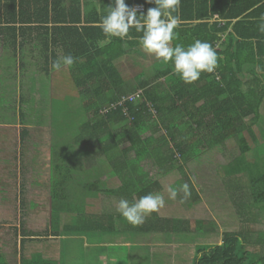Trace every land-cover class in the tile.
<instances>
[{
  "label": "trees",
  "instance_id": "16d2710c",
  "mask_svg": "<svg viewBox=\"0 0 264 264\" xmlns=\"http://www.w3.org/2000/svg\"><path fill=\"white\" fill-rule=\"evenodd\" d=\"M126 4L143 5L138 15L155 7L145 0ZM102 15L94 10L83 16L80 0H0L2 47L7 42L17 45L20 39L19 48L27 44L41 49L53 71H59L52 67L54 61L69 54L74 57L70 68H61H67L86 117L73 144H97L95 154L110 167L103 180L84 179L85 184H80L58 151L61 146L51 147L50 236L82 230L105 237L121 226L126 233L183 235L192 224L189 220L164 218L156 212L142 225L132 226L119 213L86 214L84 198L102 192L118 201L135 202L157 193L160 185L150 181L148 168L162 176L181 173L190 185L185 165L231 143L238 156L224 166V172L235 178L226 183L240 219L238 230L223 232L218 245L197 247L198 257L192 264H264V232L257 229L255 213L256 206L264 207V33L258 31L264 4L259 0H180L174 15L182 23L175 30L173 46L187 47L199 39L210 43L218 56L215 72L202 73L190 85L172 73L170 63L157 60L151 74L126 81L115 62L140 47V34L130 29L129 38L109 39L98 26ZM138 91L139 99L110 108ZM103 110L108 111L102 114ZM261 214L264 218V210ZM62 215L69 221L63 222ZM193 223L199 234L216 229L209 221ZM31 236L22 232L19 252ZM2 259L0 264H7ZM20 262L51 264L37 253L29 260L21 254Z\"/></svg>",
  "mask_w": 264,
  "mask_h": 264
},
{
  "label": "rangeland",
  "instance_id": "374dc122",
  "mask_svg": "<svg viewBox=\"0 0 264 264\" xmlns=\"http://www.w3.org/2000/svg\"><path fill=\"white\" fill-rule=\"evenodd\" d=\"M27 50L24 52L32 54L29 62L26 59L27 65H33L30 70L35 66L39 70V74L41 73L45 77L43 82L44 80L46 82H44L43 93L41 91V99H39V94V98H37L36 92L32 94L30 90L28 94L24 95L27 105L23 102L17 104L19 100L17 92L9 99V103L6 97L0 98V105L8 108L3 113L4 118L0 117V125L4 124L5 127L17 125L20 130L27 128L29 132L27 138L21 139L19 148H17L14 138L7 139V134H9L7 130L3 131V140L0 143L2 161L7 165H10L12 160L19 164V170L16 166L13 168L7 166L9 169L4 172L5 179L0 177V181L3 183L0 203L7 202L6 196L11 194L8 197L9 207L0 209V212H7L0 214V255L4 257L7 264H21V254L26 260H29L35 253L41 255L48 262L50 261L51 264H120L121 262L123 264H192V261L198 257L197 247L218 245L223 232L238 230L240 219L230 202L227 185L230 180L235 178L226 176L224 172V166L238 156L237 148L230 143L223 148L206 151L185 165L184 173L190 180V185H188L191 196L183 199V202H181L183 192H180L176 199L172 200L169 199L167 191L169 186L179 188L182 184L187 183L183 174L174 172L161 181L163 186L161 195L165 198V206L157 213L164 218L191 221L192 224L183 235L126 233L125 227L121 226L118 231L105 237L101 232L85 233L82 230L71 234L76 236L73 238L67 236L70 233H64L63 236L67 238L65 240L54 239L50 236L49 219L52 204L50 203L49 170L51 147L56 144L61 146L58 151H62L66 165L80 184H85L86 180L84 179L94 181L99 178L101 180L110 167L102 156L95 154L98 149L97 144L81 146L73 144L79 124L86 119L80 108L78 91L69 86L68 79L66 81L60 79V85L56 86L54 75L51 76L50 73H44L41 70L43 67L47 68L44 61L46 54L38 49ZM121 65L122 63L119 62L118 66L124 77L126 76V72L123 71L125 65ZM143 72L147 76L151 73L149 68ZM124 78L126 81L132 80L131 77ZM15 85L16 83L13 88H7V90L15 91ZM20 85L22 86L23 83L20 82ZM38 89L36 86V90ZM18 91H22V87L18 88ZM23 91H27L25 86ZM34 103H37L38 109L33 111ZM17 105L20 106L19 113L23 112L25 115L23 118L15 116L14 112H18ZM260 141H262L261 138ZM251 146H253L252 143ZM12 169L18 170V174ZM148 171L154 179L161 176L160 173L151 171L149 168ZM13 174L19 176V178L15 176L16 183L14 185L17 187L18 183L20 184L19 192L14 187L7 186L14 184L11 180ZM100 187L102 188V184ZM107 187H111V185L107 184ZM99 193L98 196L96 195L97 198L92 197L91 194L87 200L86 197L84 198L86 214L101 215L106 212L117 214L118 200L112 195ZM195 196L198 197L196 201H194ZM93 199L97 204L94 208L90 205ZM255 208V213L258 214L257 224H260L257 229L264 232V218L261 217L264 207L258 205ZM196 219L212 222L216 225V229L199 234L195 231L193 223ZM62 221L68 222L69 220L65 215H62ZM22 232L29 235L32 233L34 236H31L33 237L31 241L23 243V248L19 252ZM90 235H92L91 240L89 239Z\"/></svg>",
  "mask_w": 264,
  "mask_h": 264
},
{
  "label": "clouds",
  "instance_id": "9594fccd",
  "mask_svg": "<svg viewBox=\"0 0 264 264\" xmlns=\"http://www.w3.org/2000/svg\"><path fill=\"white\" fill-rule=\"evenodd\" d=\"M154 4L146 14H137V9L129 7L125 0H114V6L107 7L106 14L100 18L98 26L103 34L121 40L129 38L130 29H135L140 48L157 61L172 65V73L185 84H193L202 73H214L218 67V56L215 48L206 41L199 39L185 47L173 41L177 39L176 29L182 21L178 15L180 0H145ZM264 4V0H259ZM259 6V5H257ZM258 31L264 33V16L260 18ZM75 62L72 55H65L54 61L52 67L60 70L62 67L70 68ZM169 199L175 200L180 192L183 199L191 196L187 183L179 188L169 186L167 189ZM165 206V198L159 193H149L135 202L120 199L116 211L132 226H140L152 213L159 212Z\"/></svg>",
  "mask_w": 264,
  "mask_h": 264
},
{
  "label": "crops",
  "instance_id": "0c3cea01",
  "mask_svg": "<svg viewBox=\"0 0 264 264\" xmlns=\"http://www.w3.org/2000/svg\"><path fill=\"white\" fill-rule=\"evenodd\" d=\"M128 2H133V0H125V3H128ZM80 3H81V9H82V15L83 16H87V15L92 14L94 10L96 12H98L99 14H106L107 7L114 6V0H80ZM135 7H143V9H144V6L140 5V4H134L133 8H135ZM139 11H142V10H139ZM139 11H137V12H139ZM17 41H18L17 45H13L12 43L7 42L9 45H4L3 47H2V42L0 41V98L6 97V100L9 103V99L12 98V96L17 92L16 93L18 95L17 97H19L17 104H18V102L19 103L23 102V103H25V105H27V102L24 100V95L28 94V91L30 90V92L32 94H34L36 92L35 94H36L37 98H39L38 97V94H39V96H40L39 99H41V97H42L41 91L43 93L44 82H46V81L44 80V82H43V78H45V77H43L41 73L39 74V70L35 66H34V69L30 70V68H32L33 65L32 64H29V65L26 64V62L29 59H31L32 54L31 53H25L24 51H26V49H28L27 51H29V49L32 50L33 48L27 44H25L23 48H19L21 41H20V39H18ZM37 49L41 50L39 48H37ZM26 59H27V61H26ZM119 62H121L122 65H125L123 71L126 72V76H124V77H131V79L133 80L135 78H139L140 77L139 75L141 73H145V72H143V70H147V68H149V70L152 73L156 59L153 56L146 54L139 47L136 51L126 54L124 57H122L121 59H119L115 62V66L118 69V71H120V68L118 66ZM47 68L43 67V69H41V70L44 73H50L51 76L54 75L53 79H55L54 82H55L56 86L60 85V82H59L60 79L65 80V81L68 79L69 80V86H72V89H73V84H72L71 79L69 77V74L67 72L68 71L67 68H63L59 71H53L49 67H47ZM143 79H144V76H143ZM12 82H14V84L16 83L15 91H12V90L8 91L7 88H13V86H14V84H12ZM20 82L23 83L22 86L20 85ZM47 82H49V80H47ZM24 86H25V88H27V91H26L27 93L23 91ZM36 86H37V88H39L38 90H36ZM52 86H54V85L52 84ZM21 87H22V91L19 92L18 88H21ZM20 95H21V97H20ZM22 95H23V97H22ZM37 103H34L35 109H33V111L38 109V107H36ZM18 105H17V110H18L17 113L18 114L16 112H14L15 116H16V118L17 117L23 118L25 115L23 114V112L19 113L20 106H18ZM7 110H8V108H6L5 106L2 107L0 105V114H1L0 117L2 116L4 118L3 113H5ZM22 111H23V109H22ZM13 116H14V114H13ZM2 126H4V124L0 125V143L3 140V134H4L3 131H6V130L9 132V134H7V139L10 140V139L14 138V141L17 142V145H16L17 148H19L18 145H19L21 139L22 138L25 139L29 135L27 128H26V130L25 129L20 130V127L17 125L16 126H6V127L5 126L2 127ZM9 146H10V141H9ZM7 166H10V168L11 167L13 168L15 166L17 169L19 168L18 162L12 160V163L10 165H7V163H4L2 161V159L0 158V169H1L0 170V177L3 180L5 179L4 172L6 171V169H9V167H7ZM12 170L18 174L19 169L16 171L14 169H12ZM49 174H50V170H49ZM170 175H168V176H162L161 175L155 179L153 177L150 178L151 179L150 181L157 182L160 185V189L157 191V193H159V194L162 193L163 186L161 185V181L164 180L165 178H168ZM15 176H16V174L15 175L13 174L11 176V180H12V182H14V184L7 185V186L9 188L14 187L16 189V191L19 192L20 191V184L18 183L17 187L14 186L16 183L15 182L16 181ZM104 176H102V180L105 178ZM16 178H19V176L17 175ZM11 180H9V182H11ZM0 184H1L0 192H2V184L3 183H1V181H0ZM49 185H50V178H49ZM90 194L92 195V197L95 194L98 196V193H95V194L89 193L86 196V200L90 197L89 196ZM99 194L110 195V194H106V193H102V192H100ZM96 195L94 196L95 198H97ZM9 196H11V194H8L6 196L7 202L3 201V203H0V209L3 210V209H7L9 207V202H8ZM94 199L90 203L92 208L96 207V205H97V204H95ZM6 213H7L6 211L0 212V214H6ZM166 218H168V217H166ZM17 228L20 231L19 226ZM63 231H64V229H63ZM67 236L72 237V238L76 237L75 235H71V234L67 235ZM91 238H92V235H90L89 239L91 240ZM57 239L65 240L67 238L65 236H60ZM3 259H4V257H3Z\"/></svg>",
  "mask_w": 264,
  "mask_h": 264
},
{
  "label": "built area",
  "instance_id": "2783aa9c",
  "mask_svg": "<svg viewBox=\"0 0 264 264\" xmlns=\"http://www.w3.org/2000/svg\"><path fill=\"white\" fill-rule=\"evenodd\" d=\"M137 9V11L139 10H143V7H135ZM140 95H141V92L138 91L136 94H133L131 96H128V97H123L119 100V102L115 105H111V109H115L116 107H123L124 103L127 102V101H134L136 99H139L140 98ZM108 110H103L101 111L102 114H104L105 112H107Z\"/></svg>",
  "mask_w": 264,
  "mask_h": 264
}]
</instances>
